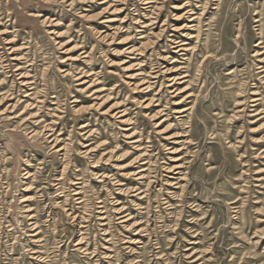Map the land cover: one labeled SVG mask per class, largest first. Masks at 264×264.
Returning a JSON list of instances; mask_svg holds the SVG:
<instances>
[{
  "label": "rangeland",
  "instance_id": "1",
  "mask_svg": "<svg viewBox=\"0 0 264 264\" xmlns=\"http://www.w3.org/2000/svg\"><path fill=\"white\" fill-rule=\"evenodd\" d=\"M0 264H264V0H0Z\"/></svg>",
  "mask_w": 264,
  "mask_h": 264
}]
</instances>
